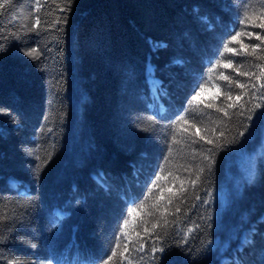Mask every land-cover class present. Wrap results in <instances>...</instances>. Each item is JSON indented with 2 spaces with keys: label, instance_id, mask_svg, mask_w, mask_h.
I'll use <instances>...</instances> for the list:
<instances>
[{
  "label": "trees",
  "instance_id": "1",
  "mask_svg": "<svg viewBox=\"0 0 264 264\" xmlns=\"http://www.w3.org/2000/svg\"><path fill=\"white\" fill-rule=\"evenodd\" d=\"M262 25L264 0H0V264H264Z\"/></svg>",
  "mask_w": 264,
  "mask_h": 264
},
{
  "label": "snow or ice",
  "instance_id": "2",
  "mask_svg": "<svg viewBox=\"0 0 264 264\" xmlns=\"http://www.w3.org/2000/svg\"><path fill=\"white\" fill-rule=\"evenodd\" d=\"M247 18H248V17H247V13H245V20H246ZM240 22H241V23H244L245 21L242 20V21H240ZM262 26H264V25H262ZM239 35H240V33H237L235 36H232L231 39H232L233 41H235V40H237V37H238ZM257 38H259V37H257ZM224 48H225V51H229V52L233 51V49L229 48L227 44L224 45ZM34 51H37V50L33 49V50L29 51V52L27 53V55H28V56H32V53H33ZM225 67H231V65H230V64H229V65H225ZM193 90L195 91V89H193ZM200 91H201V92L204 91V87H203V86L200 87ZM199 94H200L199 92L196 93L197 96H198ZM192 99L195 100V99H196V96H193ZM261 117H264V113L261 114ZM250 118H251V117H249V119H250ZM241 135H243V133H241ZM210 142H211V141H209V143H210ZM157 179H159V177H157ZM153 183H154V186H155V182H153ZM128 211H129V214H131L134 210H133V209H128ZM177 211H179V209H177ZM125 224H127V220H125ZM249 243L251 244L252 241H249ZM153 251H154V252H155V251H163V249H162V248H160V249H154ZM114 254H115V253H113V255H114ZM109 259H111V258H109ZM105 264H108V262L105 261Z\"/></svg>",
  "mask_w": 264,
  "mask_h": 264
},
{
  "label": "rangeland",
  "instance_id": "3",
  "mask_svg": "<svg viewBox=\"0 0 264 264\" xmlns=\"http://www.w3.org/2000/svg\"><path fill=\"white\" fill-rule=\"evenodd\" d=\"M197 92L200 93L198 96L195 95L196 96L195 101H198V102L206 101V100L214 97L215 94L217 93L216 89H212V88H204L203 92H201L200 90ZM243 237H245V236H243Z\"/></svg>",
  "mask_w": 264,
  "mask_h": 264
}]
</instances>
